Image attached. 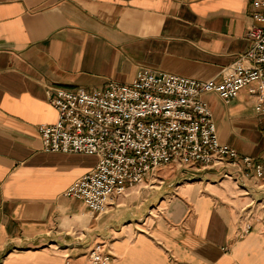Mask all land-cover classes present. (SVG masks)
<instances>
[{
    "label": "crops",
    "instance_id": "1",
    "mask_svg": "<svg viewBox=\"0 0 264 264\" xmlns=\"http://www.w3.org/2000/svg\"><path fill=\"white\" fill-rule=\"evenodd\" d=\"M251 2L0 0V264H89L96 244L106 264H264V114L244 90L204 99L219 139L263 175L169 163L100 214L64 195L96 157L44 151L37 130L57 119L48 86L93 90L140 68L219 78L248 46Z\"/></svg>",
    "mask_w": 264,
    "mask_h": 264
},
{
    "label": "built area",
    "instance_id": "2",
    "mask_svg": "<svg viewBox=\"0 0 264 264\" xmlns=\"http://www.w3.org/2000/svg\"><path fill=\"white\" fill-rule=\"evenodd\" d=\"M250 9L248 46L219 78L199 80L140 68L128 83L109 80L93 90L48 86L47 99L57 119L38 126L42 149L96 157L94 167L74 180L64 195L100 214L127 188L169 163L185 168L228 162L237 171L243 166L245 176L263 175L260 162L219 139L204 99L213 93L228 102L244 90L254 100V111L264 114V0H252ZM88 259L89 264H106L110 254L96 244Z\"/></svg>",
    "mask_w": 264,
    "mask_h": 264
},
{
    "label": "rangeland",
    "instance_id": "3",
    "mask_svg": "<svg viewBox=\"0 0 264 264\" xmlns=\"http://www.w3.org/2000/svg\"><path fill=\"white\" fill-rule=\"evenodd\" d=\"M245 98H246L245 93H243V92H241V94L237 97V99L240 100L241 102L246 101Z\"/></svg>",
    "mask_w": 264,
    "mask_h": 264
}]
</instances>
